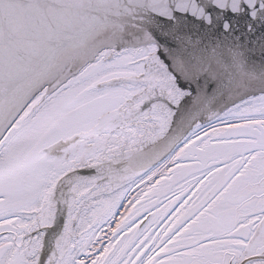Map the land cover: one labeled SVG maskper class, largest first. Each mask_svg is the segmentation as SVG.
Instances as JSON below:
<instances>
[{"label":"snow or ice","instance_id":"snow-or-ice-1","mask_svg":"<svg viewBox=\"0 0 264 264\" xmlns=\"http://www.w3.org/2000/svg\"><path fill=\"white\" fill-rule=\"evenodd\" d=\"M0 264H264V0H0Z\"/></svg>","mask_w":264,"mask_h":264}]
</instances>
